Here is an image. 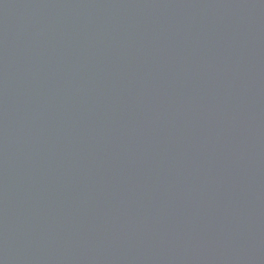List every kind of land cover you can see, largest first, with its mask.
<instances>
[{
    "label": "water",
    "instance_id": "water-1",
    "mask_svg": "<svg viewBox=\"0 0 264 264\" xmlns=\"http://www.w3.org/2000/svg\"><path fill=\"white\" fill-rule=\"evenodd\" d=\"M0 264H264V0H0Z\"/></svg>",
    "mask_w": 264,
    "mask_h": 264
}]
</instances>
